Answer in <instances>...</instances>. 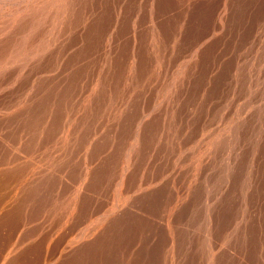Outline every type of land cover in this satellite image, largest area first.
Returning a JSON list of instances; mask_svg holds the SVG:
<instances>
[{
  "label": "bare ground",
  "instance_id": "bare-ground-1",
  "mask_svg": "<svg viewBox=\"0 0 264 264\" xmlns=\"http://www.w3.org/2000/svg\"><path fill=\"white\" fill-rule=\"evenodd\" d=\"M14 2L0 0L1 112L21 123L32 172L77 165L82 174L67 196L50 194V177L34 182L31 211L43 210V223L49 211L54 218L84 211L86 229L67 251L86 246L75 247L81 239L97 235L104 242L115 234L106 239L115 246L108 264H126L132 238L163 223L152 214L163 206L172 229L165 262L175 264L187 236L178 231L187 224L179 212L194 203L190 195L206 155L224 140L215 132L222 128L229 135L241 127L235 116L245 94L243 53L259 38L264 0H147L145 32L142 25L136 29L143 5L134 0ZM159 78L156 97L168 104L156 118L152 86ZM246 163L240 160L238 167ZM182 164L191 166L183 176L189 178L181 191L166 193L164 185ZM250 180L239 206L205 212L198 264H264L260 168ZM153 256L156 251L148 264Z\"/></svg>",
  "mask_w": 264,
  "mask_h": 264
},
{
  "label": "rangeland",
  "instance_id": "rangeland-1",
  "mask_svg": "<svg viewBox=\"0 0 264 264\" xmlns=\"http://www.w3.org/2000/svg\"><path fill=\"white\" fill-rule=\"evenodd\" d=\"M23 1L13 0L15 4ZM134 3L136 6L143 5V19L140 20L136 29L138 30L142 25V28L146 27L145 30L143 29L145 32L149 24L146 19L147 0H134ZM4 4L3 7L6 9L10 2ZM260 27L258 40L246 48V52L243 53V58L248 54V61L244 75L243 91L245 94H240L241 98L238 101L240 116H235V112H231V117L235 116L241 127L238 129V126L237 130L229 135V132L222 128L215 132V134L219 133L220 136H224V140H221L215 152L206 155L202 166L203 176L192 187L190 197L194 195V203L189 205L186 203L179 212V217L185 218L184 222L187 224H179L178 231L185 232L187 236L186 243L179 248L180 258L178 260L176 258L175 264H198L203 250L201 240L205 212L215 215L224 207L236 208L240 205L244 193L251 186L250 178L253 171L260 168V175L264 174V23ZM243 66L244 61L240 66L239 79L242 76ZM160 84L159 78L152 86L154 93L152 116L156 118L163 117L168 104L167 98L156 97V93L160 92L158 90ZM2 103L3 99L0 98V108ZM21 127V123L15 120L11 113L2 114L0 109V176L2 175L0 179L5 180L8 174L7 180L0 183L2 184L0 186V264H108L115 252L114 244L106 240L108 237L104 238V242L101 239L97 241V235L81 239L75 247L82 244L88 246H83L74 252L67 251L68 246L77 242L81 238L80 234L86 229L87 218L84 211L65 218L60 217L61 212L54 218L49 211L47 215L51 216L46 217L48 220L44 222L45 224L42 222L43 210L37 213L34 212L35 209L31 211L30 190L34 182L50 177V181L54 182L50 194L67 196L73 186L81 182L82 174L77 165L65 167L60 173L46 174L37 167L32 172L33 170L31 171L26 161L29 157V147ZM240 160H246L248 163L239 168ZM153 171L154 168L147 170V175H154ZM176 171L170 175V180L163 187L166 193H170L173 187L181 191L179 185H184L189 178L183 176L186 171H191V166L189 170L186 164L178 165ZM92 174L93 170L90 169V180ZM173 175H175V184ZM201 193L204 195L201 196ZM104 195L106 199L112 196L110 190L105 191ZM198 196L201 197L200 200ZM152 214L159 217L158 220L163 223L156 224L157 228L153 230L149 224L148 229L144 227L139 235L132 238L131 246L133 247H129L126 264H148L147 259L151 258L155 251L156 257H152L154 264H169L165 262L164 250L171 243L172 229L171 225L168 227L166 224V221L168 222L166 208L159 206ZM121 228L118 226L114 232H118ZM42 229L45 230L42 231ZM114 236L115 234H112L110 237L114 238ZM153 236L156 237L155 241H153ZM110 237L108 239H111ZM100 242L103 243L101 246ZM90 249L92 252L89 251ZM114 264L117 263L114 261Z\"/></svg>",
  "mask_w": 264,
  "mask_h": 264
}]
</instances>
